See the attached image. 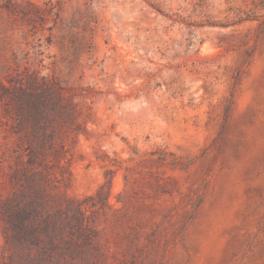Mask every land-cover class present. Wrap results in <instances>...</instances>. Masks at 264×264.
I'll use <instances>...</instances> for the list:
<instances>
[{
  "label": "rangeland",
  "instance_id": "1",
  "mask_svg": "<svg viewBox=\"0 0 264 264\" xmlns=\"http://www.w3.org/2000/svg\"><path fill=\"white\" fill-rule=\"evenodd\" d=\"M0 83V264H264V0H0Z\"/></svg>",
  "mask_w": 264,
  "mask_h": 264
},
{
  "label": "trees",
  "instance_id": "2",
  "mask_svg": "<svg viewBox=\"0 0 264 264\" xmlns=\"http://www.w3.org/2000/svg\"><path fill=\"white\" fill-rule=\"evenodd\" d=\"M34 81L28 84V88L22 86L17 87L14 90L13 98L15 107L20 116L22 117V123H30L34 127L38 125L41 119H48V110L53 113L61 115L67 108L63 107V103L59 102L58 97H52L50 90H46V87L40 86ZM13 86H5L0 83V95L9 94ZM77 211H80V206L77 207Z\"/></svg>",
  "mask_w": 264,
  "mask_h": 264
}]
</instances>
